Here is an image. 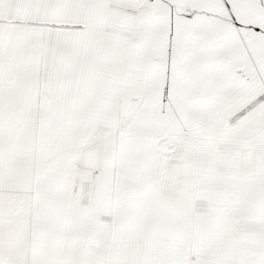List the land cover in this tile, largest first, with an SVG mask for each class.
Listing matches in <instances>:
<instances>
[{
	"label": "snow or ice",
	"instance_id": "1",
	"mask_svg": "<svg viewBox=\"0 0 264 264\" xmlns=\"http://www.w3.org/2000/svg\"><path fill=\"white\" fill-rule=\"evenodd\" d=\"M0 264H264V0H0Z\"/></svg>",
	"mask_w": 264,
	"mask_h": 264
}]
</instances>
